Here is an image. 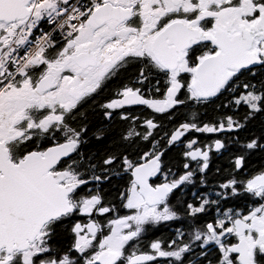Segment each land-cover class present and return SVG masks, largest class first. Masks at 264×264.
<instances>
[{"label":"snow or ice","instance_id":"1","mask_svg":"<svg viewBox=\"0 0 264 264\" xmlns=\"http://www.w3.org/2000/svg\"><path fill=\"white\" fill-rule=\"evenodd\" d=\"M0 264H264V0H0Z\"/></svg>","mask_w":264,"mask_h":264},{"label":"flooded vegetation","instance_id":"2","mask_svg":"<svg viewBox=\"0 0 264 264\" xmlns=\"http://www.w3.org/2000/svg\"><path fill=\"white\" fill-rule=\"evenodd\" d=\"M164 230H165L164 226H161L160 231H164Z\"/></svg>","mask_w":264,"mask_h":264},{"label":"trees","instance_id":"3","mask_svg":"<svg viewBox=\"0 0 264 264\" xmlns=\"http://www.w3.org/2000/svg\"><path fill=\"white\" fill-rule=\"evenodd\" d=\"M256 163V161L255 160H253V164H255Z\"/></svg>","mask_w":264,"mask_h":264}]
</instances>
